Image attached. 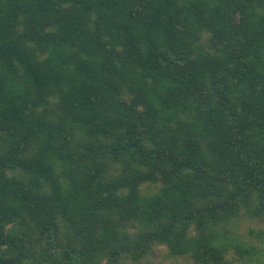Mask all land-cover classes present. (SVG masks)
<instances>
[{"label":"trees","instance_id":"obj_1","mask_svg":"<svg viewBox=\"0 0 264 264\" xmlns=\"http://www.w3.org/2000/svg\"><path fill=\"white\" fill-rule=\"evenodd\" d=\"M247 219L264 0H0V264H264Z\"/></svg>","mask_w":264,"mask_h":264},{"label":"rangeland","instance_id":"obj_2","mask_svg":"<svg viewBox=\"0 0 264 264\" xmlns=\"http://www.w3.org/2000/svg\"><path fill=\"white\" fill-rule=\"evenodd\" d=\"M250 229L252 232H254L253 235L255 236V233H257L259 230H264V223L256 219L239 221V228L237 230L238 234L241 236L254 238L248 235ZM155 255L157 257L150 256L141 264H191L188 258H167L164 251L157 252ZM229 258L230 256H228V259Z\"/></svg>","mask_w":264,"mask_h":264}]
</instances>
